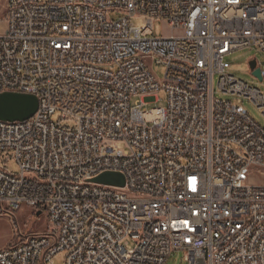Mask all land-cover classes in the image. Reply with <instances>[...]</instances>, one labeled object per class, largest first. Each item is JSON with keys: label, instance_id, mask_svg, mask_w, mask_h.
<instances>
[{"label": "built area", "instance_id": "1", "mask_svg": "<svg viewBox=\"0 0 264 264\" xmlns=\"http://www.w3.org/2000/svg\"><path fill=\"white\" fill-rule=\"evenodd\" d=\"M4 1L0 94L38 109L0 121V211L45 213L48 229L0 264H165L176 248L187 264H264V186L250 183L264 129L241 105L264 117V94L226 61L264 54V0ZM103 173L125 186L91 182Z\"/></svg>", "mask_w": 264, "mask_h": 264}, {"label": "rangeland", "instance_id": "2", "mask_svg": "<svg viewBox=\"0 0 264 264\" xmlns=\"http://www.w3.org/2000/svg\"><path fill=\"white\" fill-rule=\"evenodd\" d=\"M5 17V1L0 0V35L6 31V23L2 22ZM117 14H113L112 18H117ZM135 27H141L143 25V19L141 17H134L130 21ZM154 33L156 36L161 34H169V29L160 22L155 23ZM252 59H256L258 63H264V54L257 51L255 48H245L238 50L228 56L226 61L230 64L229 74L233 75L238 80L243 81L250 87L259 90L264 94V80L261 82L255 76L252 75L249 62ZM156 78L162 80L164 77V67L156 64L151 66ZM264 71V65L261 66ZM217 81V79H216ZM216 97L221 100H229L236 103L238 99L230 98L227 96L216 94ZM159 101L151 103L146 106L147 110L154 108H164L166 105V97L164 93L158 95ZM137 99H133L131 104L133 105ZM241 105L251 117V119L261 128L264 129V117L262 116L259 109L254 106L248 100H242ZM59 116H55L52 121L58 122ZM66 126L71 127V123H67ZM6 168L8 171L15 173L17 168L15 164H7ZM250 176V183L253 185L264 186V170L252 169ZM48 229V221L46 214L43 213L37 217V212L31 209L23 208L18 212L0 211V250L8 245L18 242L21 237L29 234H44ZM184 253L173 252L167 259L165 264H187L184 261ZM64 256L62 254L56 256L53 260V264H63Z\"/></svg>", "mask_w": 264, "mask_h": 264}, {"label": "water", "instance_id": "3", "mask_svg": "<svg viewBox=\"0 0 264 264\" xmlns=\"http://www.w3.org/2000/svg\"><path fill=\"white\" fill-rule=\"evenodd\" d=\"M252 75L261 81L260 70L256 68V61L249 62ZM38 109V99L33 95L20 93H1L0 94V121L2 122H23L31 118ZM91 182L123 188L125 178L119 173H103L91 180ZM41 215L37 213V217Z\"/></svg>", "mask_w": 264, "mask_h": 264}, {"label": "bare ground", "instance_id": "4", "mask_svg": "<svg viewBox=\"0 0 264 264\" xmlns=\"http://www.w3.org/2000/svg\"><path fill=\"white\" fill-rule=\"evenodd\" d=\"M163 25H165L168 28H172V21H170V20H163ZM179 251H181V252L184 253V248H176V252H179Z\"/></svg>", "mask_w": 264, "mask_h": 264}]
</instances>
